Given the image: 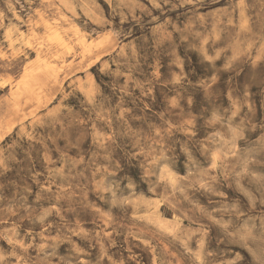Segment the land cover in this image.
Instances as JSON below:
<instances>
[{"label": "rangeland", "instance_id": "obj_1", "mask_svg": "<svg viewBox=\"0 0 264 264\" xmlns=\"http://www.w3.org/2000/svg\"><path fill=\"white\" fill-rule=\"evenodd\" d=\"M0 264H264V0H0Z\"/></svg>", "mask_w": 264, "mask_h": 264}, {"label": "bare ground", "instance_id": "obj_2", "mask_svg": "<svg viewBox=\"0 0 264 264\" xmlns=\"http://www.w3.org/2000/svg\"><path fill=\"white\" fill-rule=\"evenodd\" d=\"M33 31V30H32Z\"/></svg>", "mask_w": 264, "mask_h": 264}]
</instances>
